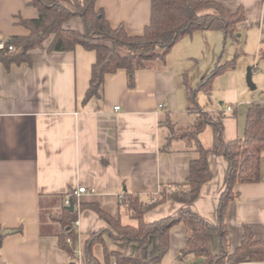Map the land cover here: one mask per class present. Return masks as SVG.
I'll return each mask as SVG.
<instances>
[{
	"label": "crops",
	"instance_id": "crops-1",
	"mask_svg": "<svg viewBox=\"0 0 264 264\" xmlns=\"http://www.w3.org/2000/svg\"><path fill=\"white\" fill-rule=\"evenodd\" d=\"M220 2L231 12L244 9L245 16L238 22L233 37L241 44L244 68L250 65L247 78L251 76L254 87L248 85L249 88L257 89L255 80L264 89V0ZM97 5L104 9L113 27L123 24L131 35L143 33L151 19L150 0H97ZM38 16L39 10L31 0H0V37L8 40L28 35L30 30L22 20ZM65 27L79 33L85 31L80 17L71 18ZM216 30L196 29L184 35L165 61L137 71L133 86L125 69L107 74L101 96L86 102L95 51L82 46L71 51H52L49 38L30 51L32 63L0 62V224L3 230L13 231L4 235L0 264H84L87 239L108 224L94 209L82 205L98 204L120 217L124 224L137 225L138 221L120 205L126 192L148 200L157 196L162 186L187 182L190 163L199 153L177 138L166 150L163 147L170 135V123L175 129L192 124L178 125L179 112L191 109L195 118L197 115L184 96H190V86L184 79L183 57L197 56L196 38L209 37ZM224 38L227 39L225 35ZM236 61L237 57L234 66ZM256 68L261 72H256ZM202 75L203 78L207 74ZM247 90L241 84L226 86L217 109H202L224 125L226 141L244 136L247 112L253 102L264 106V90L255 98L246 95ZM199 138L206 148H211L213 128L207 126ZM208 161L212 177L190 206L215 224L228 162L213 153ZM80 188L86 191L78 192ZM236 191L238 195L229 203L225 218L231 251L241 245L246 227L255 239L264 240V152L260 180L239 183ZM73 197L78 212L73 223L77 233L74 259L59 244L60 235L65 232L60 216L67 200ZM184 206L168 200L147 210L143 219L157 221L177 214ZM106 243L110 249L126 251L146 261L158 251L155 237L144 248L110 238ZM185 246L186 226L179 223L170 230L168 253L149 264H204L200 254L182 256ZM213 248H219L217 236L213 237ZM94 251L102 260V246L97 244Z\"/></svg>",
	"mask_w": 264,
	"mask_h": 264
},
{
	"label": "trees",
	"instance_id": "trees-1",
	"mask_svg": "<svg viewBox=\"0 0 264 264\" xmlns=\"http://www.w3.org/2000/svg\"><path fill=\"white\" fill-rule=\"evenodd\" d=\"M151 19L143 33L131 35L123 24L113 27L104 9L99 8L97 0H31L39 10L34 19L22 20L30 33L26 36H13L7 40V48L0 50V62L4 64L32 63L30 51L51 38L49 50L71 51L77 46L95 51L96 61L92 65L90 86L84 102L94 96H101L100 89L107 74L119 69L128 73L129 84L135 83V74L148 69L158 61H165L175 43L186 34L196 29H218L226 37L234 36L237 24L244 18V9L231 12L220 0H150ZM74 17H80L85 26L84 33L65 27V23ZM9 45L13 49H9ZM161 49V50H160ZM218 65L215 70L205 75L199 82L198 89L208 93L212 90L215 76L229 65ZM192 94V95H191ZM197 113L193 123L183 129H175L170 123V135L163 147L164 150L173 139H182L188 146L199 153V157L190 163L187 182L182 185L162 186L157 196L143 199L140 195L126 192L120 205L126 207L137 225L124 224L120 217H115L102 209L98 204L82 205L94 209L108 227L96 231L87 239L84 264H149L161 260L170 248V230L179 223L186 226V246L181 255L197 253L204 257V264H239L241 262H264V240H257L250 228L244 230L240 246L230 250L228 230L225 222L227 208L238 192L239 183H253L261 178V159L264 152V106L253 102L247 112V122L243 137L226 141L223 137L224 125L211 118L196 102L195 94L190 90ZM207 126L214 131V143L206 148L199 135ZM222 155L228 162L226 186L220 197L217 208V223H211L196 213L191 204L200 195L204 183L212 177L208 156ZM168 200L183 203L185 206L171 216L157 221L146 222L144 213L156 205ZM72 201L75 202V197ZM76 209L68 206L63 210L60 219L65 232L60 235V247L72 259L76 257L77 233L73 223L77 220ZM0 224V246L4 239ZM217 236L219 248H213V237ZM72 242H68V238ZM158 240L157 254L150 260L129 255L126 251L110 249L106 239L136 244L141 248L149 245L153 238ZM97 244L103 247L101 260L94 251Z\"/></svg>",
	"mask_w": 264,
	"mask_h": 264
},
{
	"label": "rangeland",
	"instance_id": "rangeland-1",
	"mask_svg": "<svg viewBox=\"0 0 264 264\" xmlns=\"http://www.w3.org/2000/svg\"><path fill=\"white\" fill-rule=\"evenodd\" d=\"M213 33L214 34H210L209 37L203 35V37L200 36L199 38H196L194 49L197 56H193L191 59L186 56L183 57V66L185 69L183 71L184 79L188 80L191 93L193 92L196 95V102L204 110L217 109L220 106L219 98L222 95L223 90L226 86L231 84L246 85V87H248L246 95L250 96V98L260 96L261 91L264 90L261 86V82L257 83L254 80V82L258 84V87L255 90H251L248 86L249 80L247 78V69L250 65H247L246 68H244V64L242 63L243 57L241 55V44H239L233 36H229L225 40L223 33L219 30H216V32ZM236 57L237 61L235 66L231 64L215 76L210 94L205 90L198 89L199 82L203 76L202 74H209L215 70L218 65L229 64L230 61L235 60ZM260 70V68H256V72H259ZM191 95L189 96L185 93L184 96L186 99L189 98L187 101L190 104V108L192 107L193 109L195 102H193ZM190 111L191 109H185L176 115L178 125L187 126L193 123L195 120V114ZM208 115L213 118L211 114L208 113Z\"/></svg>",
	"mask_w": 264,
	"mask_h": 264
},
{
	"label": "built area",
	"instance_id": "built-area-1",
	"mask_svg": "<svg viewBox=\"0 0 264 264\" xmlns=\"http://www.w3.org/2000/svg\"><path fill=\"white\" fill-rule=\"evenodd\" d=\"M7 44H8L7 40H5L2 37H0V50H5L7 48V46H8ZM9 49L12 50L13 46L9 45ZM161 106H163V105H161ZM115 109H120V106H116ZM228 109L232 110V107L229 106ZM84 191H86L85 188H80L78 192H84ZM66 204H67V206H69L70 205V200H67ZM76 223L78 224L79 222L77 221ZM68 242H70V243L72 242V238L71 237L68 238ZM112 264H117V262L114 261ZM184 264H203V263L200 262V261H193V262H187V263H184ZM239 264H252V263L241 262Z\"/></svg>",
	"mask_w": 264,
	"mask_h": 264
},
{
	"label": "water",
	"instance_id": "water-1",
	"mask_svg": "<svg viewBox=\"0 0 264 264\" xmlns=\"http://www.w3.org/2000/svg\"><path fill=\"white\" fill-rule=\"evenodd\" d=\"M248 80H249V85L254 87V84L252 82V78H251L250 75L248 76ZM68 207H69L70 210H74V207H75L74 201L71 200L70 201V205ZM12 232H13L12 230L6 229V230L3 231V235H7V234L12 233Z\"/></svg>",
	"mask_w": 264,
	"mask_h": 264
}]
</instances>
